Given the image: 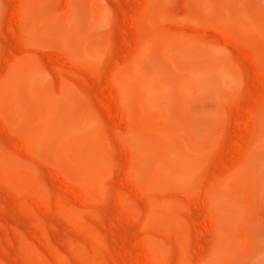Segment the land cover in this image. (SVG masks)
<instances>
[{
    "label": "rangeland",
    "instance_id": "374dc122",
    "mask_svg": "<svg viewBox=\"0 0 264 264\" xmlns=\"http://www.w3.org/2000/svg\"><path fill=\"white\" fill-rule=\"evenodd\" d=\"M0 264H264V0H0Z\"/></svg>",
    "mask_w": 264,
    "mask_h": 264
}]
</instances>
